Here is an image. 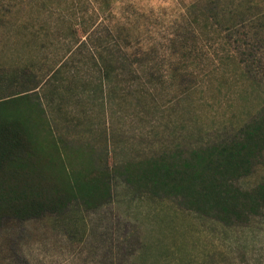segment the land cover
Here are the masks:
<instances>
[{"label":"rangeland","instance_id":"obj_1","mask_svg":"<svg viewBox=\"0 0 264 264\" xmlns=\"http://www.w3.org/2000/svg\"><path fill=\"white\" fill-rule=\"evenodd\" d=\"M198 1L118 0L105 14L97 0H0L2 9L16 3L11 23L0 24V34L33 30L15 25L24 19L37 27L54 22L55 31L64 33L73 22L80 35L82 19L95 13L90 31H96L86 38L87 46L63 59L62 85L72 88L64 108L76 122L58 117V125L74 142L92 143L97 153L108 145L111 159L119 162L127 155L216 139L264 106V0L258 7L249 0H218L223 8L208 14L215 19L205 18ZM231 18L236 27L226 29ZM123 21L125 26H117ZM106 28L113 32L106 36L109 48L96 42ZM121 28L129 30L128 43L116 33ZM136 29L140 50L132 39ZM53 34L44 44L19 41L16 63L28 59L25 49H31L46 63L40 73L74 47L71 38L58 42ZM235 36L246 50L256 51L249 68L235 56ZM118 46L137 55L122 60ZM100 54L110 55L111 78L95 63ZM4 75L12 85L20 80L16 71ZM47 110L51 114L48 104ZM259 182H264V155L238 184L248 188ZM112 183V198L99 208L73 204L61 215L4 220L0 264H131L141 253L159 257L160 264H264V214L251 228H223L170 202L132 194L120 179Z\"/></svg>","mask_w":264,"mask_h":264},{"label":"trees","instance_id":"obj_2","mask_svg":"<svg viewBox=\"0 0 264 264\" xmlns=\"http://www.w3.org/2000/svg\"><path fill=\"white\" fill-rule=\"evenodd\" d=\"M97 1L101 3L102 11L108 14L118 0ZM248 2L252 7L260 5L259 0ZM197 4L207 12V19H215L216 16L208 14L223 8L218 0H199ZM15 5L13 3L6 9L0 7V24L11 23ZM94 15L82 19L80 35H77L75 25L72 27L73 22L64 33L55 31L59 28L53 26L54 22L50 21V25L49 22L41 23L37 27L31 23L32 20L24 19L15 25L20 24L18 26L23 29L32 27L33 30L22 32L13 28L8 32L1 31L0 226L7 219L25 221L61 215L73 204L85 210L99 208L112 198V181L115 178L120 179L132 194L170 202L182 212H191L223 228L253 227L264 214V182L242 188L238 181L249 176L264 155V106L242 125L216 139L185 148L175 146L138 156L127 155L119 162L111 159L108 145L97 153L92 143H76L55 131L39 90L44 95L48 92V96L58 92L65 70L63 59L69 58L74 49L87 46L86 38L96 31H90ZM235 18L226 19L230 20L225 25L226 29L236 27L232 22ZM126 22L123 21L124 25L117 23V26H125ZM52 33L58 42L71 38L74 47L65 48L40 73L39 67L46 63L41 61V55L34 56L31 49L24 48L30 53L29 58L16 63L17 54L21 52L20 46L16 45L19 41L29 45L44 44ZM101 33L96 42L107 48L110 39L106 36L113 32L106 28ZM116 33L129 42V30L121 28ZM82 36H86L85 39ZM132 39L140 50V32L132 35ZM233 42L236 43V58L249 68L256 61V51L246 50L240 37H233ZM121 48L116 47V51L122 60L137 55L136 52L127 55ZM109 56L100 54L99 61L95 59V63L102 65V74L111 78L114 67L109 63ZM10 70L19 73L20 80L13 85L4 75ZM64 92L69 93L68 90ZM147 246L150 247L149 244ZM131 264H160V260L157 256L141 253Z\"/></svg>","mask_w":264,"mask_h":264},{"label":"crops","instance_id":"obj_3","mask_svg":"<svg viewBox=\"0 0 264 264\" xmlns=\"http://www.w3.org/2000/svg\"><path fill=\"white\" fill-rule=\"evenodd\" d=\"M65 90H68L69 93L68 92H67L68 94L65 93L64 92ZM71 90H72V88H69V87H66V86L62 85V82H61L59 84V88H58V92L57 93H54L51 96L50 95L48 96V92L46 91L47 93L44 95L46 97L45 98L46 99L45 103H43V98L41 96V102L43 103V105L46 108L47 116L51 120L53 128L55 129V131L57 133L64 134L67 137H68V134L64 132V131H66L64 129V126L61 127V126L58 125V121H59L58 117L59 118L63 117L64 119L68 117V115H66L67 112L65 111V108H64L65 104L64 103L66 102V100L69 101V98L72 96L71 95ZM47 104L51 108V111H50L51 114L48 113ZM59 111H60V114H58V115L53 113V112H58L59 113ZM64 114L66 116H64ZM66 121H67L66 122L67 124H69L71 121L76 122L73 117H69V119L67 118ZM67 127H69V126H67ZM67 127H65V128H67Z\"/></svg>","mask_w":264,"mask_h":264}]
</instances>
